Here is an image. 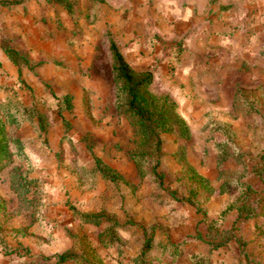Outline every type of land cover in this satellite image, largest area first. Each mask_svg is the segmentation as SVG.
Here are the masks:
<instances>
[{"label":"rangeland","instance_id":"obj_1","mask_svg":"<svg viewBox=\"0 0 264 264\" xmlns=\"http://www.w3.org/2000/svg\"><path fill=\"white\" fill-rule=\"evenodd\" d=\"M111 43L189 139L135 135ZM1 133L0 264H264V0H0Z\"/></svg>","mask_w":264,"mask_h":264},{"label":"trees","instance_id":"obj_2","mask_svg":"<svg viewBox=\"0 0 264 264\" xmlns=\"http://www.w3.org/2000/svg\"><path fill=\"white\" fill-rule=\"evenodd\" d=\"M109 50L112 58V72L117 86V103L120 108L129 114L135 135L144 144H152L156 150L161 145V134H175L178 138L189 139L190 131L186 122L177 114L175 106L167 103L166 98H157L149 92L151 75L136 73L114 43L110 44ZM8 155L7 137L5 133H1L0 162ZM255 174L261 181L264 180V173H258L256 169ZM192 175L196 176L197 174L193 171ZM199 181L206 185L203 178L199 177ZM252 192L254 194L256 189ZM249 197L245 193L241 194L239 198L240 206L235 208L240 215L244 211L250 212L249 216L253 214L254 209L250 208L249 205H254L247 202ZM262 199L264 200V197ZM229 238L227 237L226 240ZM149 249L150 240H145L143 252H147ZM68 258L67 255H61L58 260L64 262L69 260Z\"/></svg>","mask_w":264,"mask_h":264}]
</instances>
